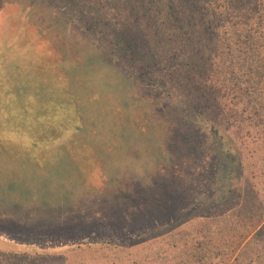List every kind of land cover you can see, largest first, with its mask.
Instances as JSON below:
<instances>
[{
  "label": "trees",
  "instance_id": "obj_1",
  "mask_svg": "<svg viewBox=\"0 0 264 264\" xmlns=\"http://www.w3.org/2000/svg\"><path fill=\"white\" fill-rule=\"evenodd\" d=\"M74 2L104 36L106 46L184 99L198 121L225 136L237 182L229 181L220 191L213 183L210 198L191 205L208 212L161 237L60 252L0 250V264H264V0ZM13 14L8 0H0V156H27L53 168L65 163L87 180L93 196L123 199L133 208L144 204L141 178L117 166L114 158L125 157L117 140L125 125L141 132L147 118L129 112L120 117L126 109L115 95H103L91 83L83 90L78 78L58 69L50 77L51 91L21 85L24 64L12 63L10 54L15 47L10 36L16 31ZM10 19L12 26L5 31ZM50 31L45 38L38 35V58L29 60L34 72L43 71L46 60L49 67L56 66L62 47L65 52L66 45L75 48L72 37L53 26ZM81 51L74 57L77 61L89 53ZM28 78L39 83L43 79L39 74ZM167 126L164 145L175 136ZM193 161L198 162L189 158L177 163ZM159 173L155 168L148 178L157 180ZM157 187L170 188L151 183L144 190L152 194ZM59 196V201L67 199L63 192Z\"/></svg>",
  "mask_w": 264,
  "mask_h": 264
},
{
  "label": "rangeland",
  "instance_id": "obj_2",
  "mask_svg": "<svg viewBox=\"0 0 264 264\" xmlns=\"http://www.w3.org/2000/svg\"><path fill=\"white\" fill-rule=\"evenodd\" d=\"M8 3L14 11L16 30L10 35L15 45L10 53L12 63L24 64L20 69L21 85L51 91L50 77L58 69L73 80L78 78L83 90L94 84L103 95H115L117 103L120 101L118 104L126 109L120 111V117L129 112L147 120L141 132L129 123L125 125L117 139L125 157L114 158L117 166L127 168L142 180L139 185L144 204L135 208L123 199L93 196L87 180L82 175L75 176L76 170L65 163L53 168L50 163L39 166L27 156H0V250L60 252L76 246L149 241L177 229L201 212L207 213V208L193 209L191 205L199 199H209L213 183L214 189L220 191L229 181L237 182L225 136L206 122L198 121L184 99L161 88L147 75L136 71L116 50L106 46L104 36L74 0H8ZM11 26L10 19L4 30ZM52 26L72 37L76 49L69 50L66 45L65 52L62 47L54 59L56 62V57L61 59L56 66L49 67L46 60L45 69L34 72L29 60L34 63L38 58V35L49 36ZM81 50L89 53L77 61L74 57L83 53ZM30 74L41 75L42 83L27 79ZM28 80L31 84L26 85ZM76 83L73 81L74 86ZM114 125L109 127L115 128ZM165 126L175 135L167 145L163 143L164 134L168 133ZM135 150H140V154H135ZM114 155L117 154L114 152ZM189 158L198 162L186 166L177 163ZM174 164L179 167H173ZM155 168L160 171L159 180L148 178ZM151 183L155 186L166 183L170 188L157 187L153 195L147 194L144 187ZM61 192L67 196L65 202L59 201ZM146 196H150L148 200ZM54 202L59 204L52 205Z\"/></svg>",
  "mask_w": 264,
  "mask_h": 264
}]
</instances>
